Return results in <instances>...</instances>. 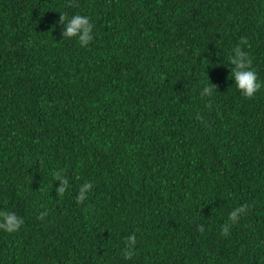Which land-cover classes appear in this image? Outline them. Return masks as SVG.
Here are the masks:
<instances>
[{
  "label": "trees",
  "instance_id": "trees-1",
  "mask_svg": "<svg viewBox=\"0 0 264 264\" xmlns=\"http://www.w3.org/2000/svg\"><path fill=\"white\" fill-rule=\"evenodd\" d=\"M71 2L0 0V212L24 221L0 230V264H264V0ZM60 14L92 41L63 38Z\"/></svg>",
  "mask_w": 264,
  "mask_h": 264
},
{
  "label": "clouds",
  "instance_id": "clouds-1",
  "mask_svg": "<svg viewBox=\"0 0 264 264\" xmlns=\"http://www.w3.org/2000/svg\"><path fill=\"white\" fill-rule=\"evenodd\" d=\"M74 6L71 0L67 7ZM60 24H64V30L62 33L63 38H78L81 47L87 46L93 39L92 37V24L87 16L74 15L68 18L67 14H60L59 21ZM248 41L246 38H241L240 45L233 49L232 55L230 56V63L234 66L232 70V75L234 77L235 86L240 94L251 99L257 91L261 88V83L257 82V74L254 69H252V59L249 57L248 53L242 50V45H247ZM214 86H206L203 88L201 97H211L213 95ZM210 107L211 105H207ZM198 120L201 119L200 116L196 117ZM53 179L60 181V187L56 189L57 195L63 197L65 192L68 190L69 181L64 176L63 170H58L53 173ZM92 188L89 183H84L80 188L76 200L78 203H82L87 198L88 191ZM248 210V205L244 204L240 207L232 210L228 215V222L221 226V234L227 236L230 231V227L236 224L240 217L246 213ZM47 216V212H42L40 218ZM24 221L22 218L18 217L15 213L10 212H0V230L6 233H15L23 225ZM200 232L204 231L203 225H200L197 229ZM136 244L135 235H131L124 242V248L122 250V255L125 259L130 260L134 254V246Z\"/></svg>",
  "mask_w": 264,
  "mask_h": 264
}]
</instances>
